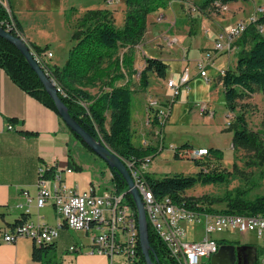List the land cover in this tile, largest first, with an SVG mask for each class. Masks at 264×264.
<instances>
[{
    "label": "trees",
    "instance_id": "trees-1",
    "mask_svg": "<svg viewBox=\"0 0 264 264\" xmlns=\"http://www.w3.org/2000/svg\"><path fill=\"white\" fill-rule=\"evenodd\" d=\"M170 1L125 0V18L121 27L114 25L113 14L110 10L88 9L70 24L71 40L74 42L68 50L65 64L62 67L47 65L49 77L53 78L60 87L59 96L67 106L70 115L89 134L96 139H101L124 162L134 161L139 164L147 156L153 157L160 151V142L159 144L134 142L131 130L132 90L128 82L118 85L117 81L126 74L130 76L136 71L133 68L132 49L143 39L147 27V15L153 10L163 8ZM231 1L237 0H203L202 7L213 3L226 5ZM66 13L65 21L71 23ZM10 19L15 24V29L10 32L22 37L20 23L0 3V26L6 28L5 24L10 22ZM259 26L263 29L260 30ZM27 43L32 53L37 55L42 54L48 48L46 45ZM234 46H237L235 65L227 67L218 76L226 108L230 112L237 111L234 123L230 124L233 130L232 146L235 149L242 148L252 152V157H255L254 161L249 160L248 163L261 164L264 161V140L261 137V131L249 129L245 113L240 110L239 101L245 96L254 94L257 90L264 98V14L260 15L255 22L248 23L242 34L235 40ZM121 48H126V50L120 56ZM39 65L44 70V66L41 63ZM168 67L163 60L146 56L145 67L138 74L140 84L143 87L147 85V72L149 71L154 72L158 77L165 78ZM0 68L5 70L19 88L58 114L53 100L36 72L31 69L17 47L2 37H0ZM96 86H100L99 91L92 94L88 88ZM12 121L13 119H10V122ZM61 122L65 124L62 119ZM69 132L78 143L94 153L79 135L70 129ZM191 148L193 147L188 143L175 147L173 157L192 158L199 166L204 164L205 158L212 159L217 156L219 159L221 157V150L213 147L207 148L208 155L191 157L188 153ZM68 165L71 169H81L71 152H69ZM44 166L43 177L53 179L55 176L53 168ZM110 171L109 187L116 193H124L127 186L123 178L115 174L113 169ZM238 177L245 179L246 174L242 170L236 169L231 172L226 168L218 167H205L196 176L176 173L154 178L149 173H144V178L156 198L170 196L174 202H185L188 208L197 211L264 216V195H256L254 198L246 196L253 185L248 188L237 187L216 197H192L183 194L197 181L203 184H223ZM125 199L134 210L138 223L137 210L131 195L126 193ZM204 200L208 201V206H204L202 203ZM216 203H224V207L220 209L213 207ZM29 219L28 214L23 213L10 224V227L13 228ZM148 239L152 259H156L159 264H177L149 223ZM219 243L225 244L226 241L221 238ZM32 244V260L41 264H61V261L56 259L55 241L36 244L32 240ZM258 255L259 250L257 249L256 259L252 264H258ZM137 264H145L140 243ZM205 264H209V261Z\"/></svg>",
    "mask_w": 264,
    "mask_h": 264
},
{
    "label": "rangeland",
    "instance_id": "rangeland-1",
    "mask_svg": "<svg viewBox=\"0 0 264 264\" xmlns=\"http://www.w3.org/2000/svg\"><path fill=\"white\" fill-rule=\"evenodd\" d=\"M89 1L91 0H65V5L69 7L75 3L74 5H77L78 7ZM94 3L98 6L105 5V7L112 12L113 23L115 26L121 27L123 25L126 9L125 0H112L110 2L109 0H95ZM202 3L203 0H171L163 8L153 10L147 15L149 23L147 24L150 27L153 26V29L154 25H156V28L158 30L160 28V31L161 28L166 29L164 34L169 38L165 39L162 36L155 37L150 42L142 43L140 51L152 53L153 57L157 58L165 57L167 55L168 58H166L167 61L165 62L169 67L166 74L178 73L183 66H181V63L176 61L175 58L178 57L181 59V57L184 56V50H186L187 45L191 42L192 53L191 56H189L190 66L188 67V70L191 77L194 75V72H196V75L189 80L188 88L182 87L179 96L172 103V107L170 106L171 112L168 116L170 119L168 123L158 126L162 130L164 129L165 137L162 142L163 148L159 153L152 157L149 165V168L151 169L150 175L154 178H161L165 175L170 176L176 173L185 176H196L197 173L205 167L226 168L231 172L238 169L246 174L245 179L238 177L231 180V178V182L223 184H203L197 181L192 187L187 188L183 194L192 197H216L222 196L227 191L237 187L248 188L253 185L247 192L246 196L248 198H254L256 195H264V161L261 164L248 163L249 160L254 161L255 157H252V152L246 151L242 148H233V130L230 127V124L234 123L237 111L232 113L226 108L224 105L223 92L216 88L217 84L221 83L218 80V76L222 71V67H233L235 65V52L237 46L234 47L231 53L220 52L218 54L215 50V43L219 38V34L223 32V29L227 27V25L234 24L239 20L248 23L252 16H256V9L259 6H264V0L231 1L226 4V8L224 5H218V3L202 7ZM66 15L71 21H74V18L80 16H78L77 13H74L73 8L71 7L68 9ZM158 15H163L164 19L160 22H155V18ZM44 21L46 22L42 23L45 24L31 26L29 33L50 37L58 35L59 38H61V34H66L63 29L61 16L57 14L55 8L50 11L49 18H46ZM173 21L175 25H172ZM160 31L156 34H160ZM174 35H181L179 38L180 40L178 43L170 46L168 45V40H171ZM201 43H206L207 49L205 50V54H211L212 56L210 65L207 67L208 80L199 76L198 69L195 65L191 64L195 47ZM54 44L55 43L51 44V48L55 51V56L58 58L59 55H61L63 48L60 44ZM228 61L229 64H227ZM147 76L149 82L145 87L148 86L151 93L156 94L165 91L161 90V87L164 85L160 82V77L151 71ZM133 85L137 91L140 89L139 85L136 83ZM166 88L169 92L167 91L164 93L171 96L172 93L170 89L167 86ZM212 88H216L217 90L210 91ZM203 101H206L211 106L210 109L214 111L213 115L208 114V108L206 112L201 113L203 116L200 115L198 112L199 104H203ZM239 107L241 108L240 110L245 113L249 129L255 131L260 130L261 137L264 140V98L261 92L257 90L254 94L245 96L239 101ZM210 112L212 111L210 110ZM154 135V131H149L147 138L144 139V137L135 134L134 142L141 144V140L144 139L148 142H144L143 144H149L150 141H154L153 144H159V141L153 138ZM184 143H193L194 146L215 145L221 150V157L219 159L217 156L212 157V159L205 158L202 166L196 165L192 158H174L173 150L169 149V146L173 145L174 147H179ZM70 150L82 164L83 169L76 170V175L82 182H86L87 180V189L91 186L90 181H94L95 184L99 183V185H97L100 189L110 186V169L103 159L88 151L73 137L70 142ZM202 203L204 206H208V201L204 200ZM213 207L218 209L223 208L224 203H216ZM58 218L60 221L59 223H61V218ZM185 229L186 236L190 240H199L204 235L203 223L186 225ZM75 231H78L79 234H84L83 230L73 229H70V234L73 235ZM214 236L224 238L228 244H234L236 246L247 245L250 247L251 249L241 248V252H244L245 254L244 264L253 263L258 249V264H263L261 241L257 238L254 232H249L244 235L238 233H215ZM85 237L87 238V241L91 243L92 235L87 234ZM28 239L32 241L30 238ZM252 246H254V248L256 247L254 257H252ZM75 253L76 252L71 248H68V253H63L57 258L59 260L63 255H74ZM103 256L107 258V263L109 264L108 257L106 255ZM207 261L208 260H206V262Z\"/></svg>",
    "mask_w": 264,
    "mask_h": 264
},
{
    "label": "crops",
    "instance_id": "crops-1",
    "mask_svg": "<svg viewBox=\"0 0 264 264\" xmlns=\"http://www.w3.org/2000/svg\"><path fill=\"white\" fill-rule=\"evenodd\" d=\"M94 1L95 0H91L87 2L88 4L79 5L80 7L74 5L75 3L67 7L65 5V0H8V4L10 12L20 23L22 38L26 42H31L39 46H48L43 53L50 52L52 55L46 58V62L51 66L56 65L62 67L66 62L68 50L74 42L71 40L72 29L70 24L74 23L77 18H74L75 20L72 19L74 21H71V23H67L65 21V12L71 7L74 13H77L79 16L88 9H107L105 5H95ZM53 8H55L57 14L61 16L63 29L66 34H61V38H59L58 35L50 37L29 33L31 26L45 24L42 22H46L44 20L49 18L50 11L53 10ZM158 18L160 19L158 20ZM163 19V15H158L155 18V22H160ZM148 24L142 41L132 49L133 68L136 71L130 76L126 74L125 77L117 81V84L122 85L128 82L132 90L131 130L133 139L135 134L145 139L149 131H154L155 135L153 138L158 141L156 132H159L163 142L165 137L164 129L162 130L158 127L160 125L158 123V118H155L153 109L148 106V98L152 97L156 99L160 106H165L170 101L171 96L164 93L167 91L169 92L165 86L166 82L170 78H174L178 81L182 70L190 66L189 56H191L192 53V43L190 42V44L187 45L186 50L183 52L184 56L181 57V59L178 57L175 58V60L180 62L181 66H183L181 70L178 73L166 74L165 78L160 77V82L164 85L161 87V90L165 91L153 94L149 91L148 86L143 87L139 82L138 74L145 67V57L153 56L152 53L140 51L141 44L150 42L158 36H162L165 39L169 37L164 34L166 29L161 28L160 31V28L158 30L156 25H154L153 29V26L150 27ZM172 25H175L174 21ZM229 25H227V27ZM158 31H160V34H156ZM180 36L181 35H174L171 40H168V45L172 46L178 43ZM53 43L62 45L61 47L63 50L58 58L55 56V51L51 48V44ZM206 49V43H201L195 47L193 59H191L192 65H195L196 60L205 54ZM125 50L126 48H121L119 50L120 56ZM166 58H168L167 55L159 59L165 62L167 61ZM227 64H229V61ZM226 68L227 67H222V71ZM149 72H147V75ZM195 75L196 72H194L192 77ZM192 77L190 76V80ZM148 82L149 80L147 79V84ZM134 83L139 85L140 89H138V91L134 88ZM99 87L100 86L88 88V90L92 94H96L99 91ZM216 88L222 90L221 83H218ZM216 88H212L210 91L217 90ZM175 100L176 98L174 101ZM203 102V104L212 111L213 115L214 111L210 109L211 106L206 101ZM198 112L203 116L200 109H198ZM10 119H13V121L10 122ZM169 120L168 117L166 122L162 125L167 124ZM8 123L13 124V129L7 128ZM144 139L141 140V144L148 142ZM71 141L72 136L69 129L61 122L59 115L19 88L10 79L5 70L0 68V226H10V224L23 213H27L28 217L32 220L45 222L50 226H57L60 224L58 215L54 211L52 205L48 204L42 208H38L36 205L35 198L38 193L37 168L40 165L52 167L54 173L60 176L62 182L67 187L74 188L79 192L85 191L87 189V180L86 182H82L76 175L77 171L71 169L68 165L69 152H71V150L69 151ZM153 142L154 141H150L151 144H153ZM188 144L194 148H217L215 145L194 146L193 143ZM73 157L76 163L83 169L82 164L78 161L76 156L73 155ZM68 169H70V171H67ZM150 171L151 169L148 167L146 172L150 174ZM90 183L91 185H99V183H97L98 185L95 184L94 181H90ZM107 188L104 187L100 189L98 186V191L102 192ZM26 195L31 198V202L28 206L29 212H25L23 208L18 207L20 203L27 204ZM86 235V232L82 235L79 234L78 231H75L74 234L71 235L69 228L66 226L61 227L59 235L55 240L56 259L58 260L57 257L63 253H68V248H71L76 253L74 255H63V257L59 259L61 264H108L105 256L96 254L90 250L91 243L87 241ZM32 245V241L26 237H19L12 243L0 242V264H41L31 259Z\"/></svg>",
    "mask_w": 264,
    "mask_h": 264
},
{
    "label": "built area",
    "instance_id": "built-area-1",
    "mask_svg": "<svg viewBox=\"0 0 264 264\" xmlns=\"http://www.w3.org/2000/svg\"><path fill=\"white\" fill-rule=\"evenodd\" d=\"M111 1V0H110ZM8 13L10 8L8 0H0ZM226 8V5H224ZM223 6V7H224ZM256 16H252L248 23L255 22L264 14V6H259ZM160 18H158L159 20ZM247 22L239 20L229 25L219 35L215 43L216 52L231 53L234 49L235 40L242 34L248 25ZM4 29L11 31L15 29L12 19L5 24ZM262 30L263 27L259 26ZM38 63L44 66V71L49 76L46 58L51 57L50 52L40 55L33 54ZM212 60L211 54H204L200 57L195 66L198 74L208 80L207 67ZM53 83L61 91L53 78ZM190 72L185 67L176 81L170 78L166 86L172 95L165 106H160L158 101L152 97L148 98V106L153 109L154 116H157L158 123L164 124L170 114V106L180 94L182 87L188 88ZM200 112H206L204 104L199 105ZM212 115V112H208ZM207 114V115H208ZM8 129H13V124L8 123ZM160 142V149L163 148L161 134L156 132ZM173 150V145L169 146ZM191 157H202L208 155L206 147L191 148L188 151ZM152 157L147 156L142 162L136 164L134 161H125L129 173L133 179L134 186L138 189L143 207L145 209L147 223H149L157 235L168 248L169 254L177 264H205L210 260L212 254L217 252L219 240L215 233L224 234H247L254 232L261 241L262 263L264 264V216L240 215L233 213H211L197 211L188 208L185 202H174L170 196L156 198L149 188L144 173L151 163ZM67 171H70L68 169ZM45 166L37 168V196L35 202L38 208L52 205L54 211L61 218L62 222L57 226H50L45 222L29 219L17 226H0V242L12 243L19 237H27L36 244L49 243L57 239L61 227L66 226L73 230H83L92 235L91 251L97 254L106 255L109 264H137L139 233L136 214L125 199L124 193H116L112 188L99 192L98 186L91 185L85 191L79 192L74 188L67 187L58 174L53 179L43 177ZM31 198L26 195L27 204H18L25 212H29ZM203 223L204 235L199 240H190L186 236V225Z\"/></svg>",
    "mask_w": 264,
    "mask_h": 264
},
{
    "label": "water",
    "instance_id": "water-1",
    "mask_svg": "<svg viewBox=\"0 0 264 264\" xmlns=\"http://www.w3.org/2000/svg\"><path fill=\"white\" fill-rule=\"evenodd\" d=\"M0 37L14 44L20 53L24 56L31 69L36 72L40 78L45 90L50 98L53 100L58 114L66 126L92 149V151L105 161L110 169H113L115 174L123 178L127 189L125 193L131 195L137 210L138 216V233L139 243L142 254L144 256L145 264H159L156 259L151 258V247L148 239V223L146 219L145 209L141 200L138 189L134 186L133 179L124 161L111 150L101 139H96L89 134L69 113L67 106L59 96L58 88L41 68L35 59L28 43L19 36L13 35L10 31L0 26ZM252 257H254L256 247L252 246ZM241 248L251 249L247 245L221 244L214 254L211 255L209 264H244V252ZM256 259V258H255ZM254 259V260H255Z\"/></svg>",
    "mask_w": 264,
    "mask_h": 264
}]
</instances>
